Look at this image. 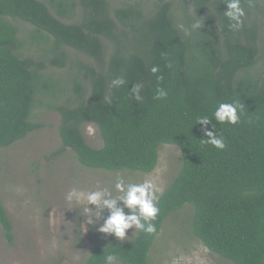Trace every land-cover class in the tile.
<instances>
[{"label": "trees", "instance_id": "1", "mask_svg": "<svg viewBox=\"0 0 264 264\" xmlns=\"http://www.w3.org/2000/svg\"><path fill=\"white\" fill-rule=\"evenodd\" d=\"M50 2L59 17L74 10L66 0ZM192 2L195 12L203 14V27L185 37L170 1L138 8L135 3L114 7L107 0H81L80 20L65 22L41 0H0V147L42 127L30 119L35 98L54 91L44 75L47 65L22 56L11 18L33 25L44 43L52 38L44 50L52 54L50 66H66V47L89 59H69L72 95L53 107L60 114L61 149L71 148L89 168L143 173L156 168L160 145L173 144L181 151V169L158 203L156 233L136 231L129 240L95 246L85 264H102L107 246L115 248L122 264H148L163 221L186 203L194 206V235L211 252L232 264H264V72L252 70L264 34V3L251 0L250 7L249 0H242L244 23L231 31L222 0ZM183 15L185 25L194 19L185 5ZM153 65L160 67L162 81L150 73ZM116 77L128 87L110 88ZM138 82L145 85L142 103L128 94ZM157 86L168 91L166 99H153ZM233 99L244 105L240 123L215 125L226 148L203 145L196 116L211 118L219 102ZM87 123L98 127V148L85 141L82 127ZM0 225L12 245L13 227L1 200Z\"/></svg>", "mask_w": 264, "mask_h": 264}, {"label": "rangeland", "instance_id": "2", "mask_svg": "<svg viewBox=\"0 0 264 264\" xmlns=\"http://www.w3.org/2000/svg\"><path fill=\"white\" fill-rule=\"evenodd\" d=\"M41 1L47 4L53 15L58 16L50 4L51 0ZM66 1L74 6V10L68 12L67 17H58L65 22L79 21L81 0ZM155 1L157 0H107L110 6L135 3L138 8L148 7ZM164 1H170L174 5L176 26L184 23V5L192 18H203L202 13L195 12L192 0H186L185 4L183 0ZM259 2L264 3V0ZM261 19L264 22V16ZM9 20L15 26L21 41L22 56L43 61L47 65L44 75L51 80L54 91L38 94L35 98L30 119L40 123L42 127L9 147H0V200L7 210L14 234V243L7 244L0 225V264H85L93 247L121 241L97 231L99 224L109 214L107 209L102 212L99 221L86 227L85 232L73 228V225L81 222L80 210L69 209L64 201L65 193L73 187L83 190H93L97 185L110 187L117 172L135 182L151 179L164 191L181 169V151L173 144L160 145L158 164L151 173L108 171L82 165L71 148L61 149L58 132L60 114L53 107L72 95L67 78L69 59L86 63L89 59L66 47V66H50L48 59L52 54H47L44 50L51 46L52 38H46L44 43L30 23L19 19ZM181 34L184 36L183 32ZM259 49V57L252 70L264 72V34L259 41ZM82 131L90 146L98 148L102 145L95 124H85ZM125 212L127 214V209ZM193 214L194 206L186 203L165 218L148 254V264H232L211 252L194 235ZM135 232L134 229H128L126 240L131 239Z\"/></svg>", "mask_w": 264, "mask_h": 264}, {"label": "clouds", "instance_id": "3", "mask_svg": "<svg viewBox=\"0 0 264 264\" xmlns=\"http://www.w3.org/2000/svg\"><path fill=\"white\" fill-rule=\"evenodd\" d=\"M222 3L225 6L222 14L228 22L229 30L239 31L246 16L245 9L242 7V0H222ZM249 6L251 7V0H249ZM177 27L185 37H190L193 33L200 32L203 27V19L197 17L190 24L180 23ZM166 66L171 68L172 63L169 62ZM149 71L155 76L157 82L163 80L164 77L158 75L160 72L158 65H153ZM126 85L128 87L127 81L123 77H116L111 81L110 88H121ZM144 87L143 83H133L132 87L128 88L129 99L142 103L141 92ZM167 96L168 91L157 86L153 99L164 100ZM105 101L110 104L113 99L108 96L105 97ZM243 114L244 105L239 100L233 99L219 102L213 110L211 118L208 115L196 116L195 123L201 125L203 137H205L201 139V143L210 145L218 151L224 150L226 148L225 137L223 134L217 133L215 125H238ZM213 120L216 122L215 124L212 123ZM210 124L212 130H208ZM89 132H92L91 127ZM162 194L163 189L151 179L135 182L117 172L110 187L97 185L93 190L73 187L65 193L64 201L69 209L80 210L81 222L78 225H73V228L84 230V232L86 227L99 221L102 212L107 209L109 214L104 218L103 223L99 224L97 231L101 234L111 235L117 241L123 242L128 237L126 232L130 228L146 235L156 233L157 229L153 221L159 214L158 203ZM101 255L103 257L102 264H122L114 247H105Z\"/></svg>", "mask_w": 264, "mask_h": 264}]
</instances>
